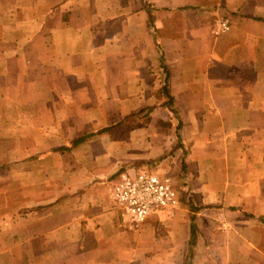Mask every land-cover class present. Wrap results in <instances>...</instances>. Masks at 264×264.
<instances>
[{
  "label": "crops",
  "instance_id": "0c3cea01",
  "mask_svg": "<svg viewBox=\"0 0 264 264\" xmlns=\"http://www.w3.org/2000/svg\"><path fill=\"white\" fill-rule=\"evenodd\" d=\"M0 264H264V0H0Z\"/></svg>",
  "mask_w": 264,
  "mask_h": 264
},
{
  "label": "built area",
  "instance_id": "2783aa9c",
  "mask_svg": "<svg viewBox=\"0 0 264 264\" xmlns=\"http://www.w3.org/2000/svg\"><path fill=\"white\" fill-rule=\"evenodd\" d=\"M218 23L217 32L227 27ZM111 202L124 227L136 229L150 216L173 218L181 205V197L172 180L156 172L124 174L113 186Z\"/></svg>",
  "mask_w": 264,
  "mask_h": 264
},
{
  "label": "rangeland",
  "instance_id": "374dc122",
  "mask_svg": "<svg viewBox=\"0 0 264 264\" xmlns=\"http://www.w3.org/2000/svg\"><path fill=\"white\" fill-rule=\"evenodd\" d=\"M148 172H156V173H158L157 171H148ZM158 175H164V176H167V177H169L170 179H171V176L170 175H168V174H160V173H158ZM172 180V179H171ZM174 184V187H175V189L177 190V192L179 193V195H180V197L181 196H183V190L181 189L182 188V185L181 184H178V183H173ZM182 198V197H181ZM183 199V198H182Z\"/></svg>",
  "mask_w": 264,
  "mask_h": 264
},
{
  "label": "trees",
  "instance_id": "16d2710c",
  "mask_svg": "<svg viewBox=\"0 0 264 264\" xmlns=\"http://www.w3.org/2000/svg\"><path fill=\"white\" fill-rule=\"evenodd\" d=\"M260 221H261V222H263V220H262V219H260Z\"/></svg>",
  "mask_w": 264,
  "mask_h": 264
}]
</instances>
